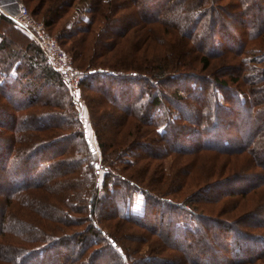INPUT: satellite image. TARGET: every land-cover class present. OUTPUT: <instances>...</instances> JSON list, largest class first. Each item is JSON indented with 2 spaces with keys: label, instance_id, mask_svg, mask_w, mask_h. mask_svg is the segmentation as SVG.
Segmentation results:
<instances>
[{
  "label": "trees",
  "instance_id": "16d2710c",
  "mask_svg": "<svg viewBox=\"0 0 264 264\" xmlns=\"http://www.w3.org/2000/svg\"><path fill=\"white\" fill-rule=\"evenodd\" d=\"M84 1L37 0L31 9L25 5L35 19L45 8L41 20L49 32L61 16L74 17L75 6ZM174 1L144 0L140 4L132 0L138 6L132 12L134 19L126 12L114 19L108 9L111 0H87L86 18H77L64 28L66 37L83 34L73 40L76 56L80 57V85L99 94L124 117L134 115L140 125L153 129L154 136L140 143L151 150L136 149L132 155H173L172 164L175 161L183 169L178 168L179 180L174 188L183 183L198 184L190 195L179 200L155 193L138 179L122 175L113 179L115 169L107 164V152H102L105 174L100 183L88 137L63 76L18 24L0 14V96L12 105L9 120L0 121V127L9 131V140L0 144V264H264V231H255L264 229V83L257 86L264 80V65H257V55L249 59L247 67L241 62L225 61L228 54L231 58L242 54L246 40L260 35L264 22L258 26L251 20L249 27L238 23L241 28L237 30L247 29L248 37L237 40V47L231 48L224 38L216 40L218 9L212 8L209 1L187 0L182 10L173 12ZM245 14L246 10L238 13L241 22ZM137 23L142 26L138 28L140 33L135 29V34L145 39L149 32L141 28L147 23L165 27L163 32L172 36L161 48L160 56L145 59L141 54L131 55L128 63L124 57L117 68L90 65V46L100 50L102 56L105 49H114L122 42ZM169 24L171 29H178V34L173 36ZM88 34L92 38L89 42ZM117 47L124 51L122 45ZM213 58L220 62L214 63ZM195 61L199 62V70L193 68ZM224 70L229 73L220 75L219 71ZM240 70L249 74L244 83L249 85L243 90L237 85ZM252 70L255 72L249 73ZM176 76L187 81L183 93L175 94L185 106L172 110L165 105V93L159 85L162 79L175 80ZM25 79L34 85L27 86ZM250 83L256 84V90L250 89ZM16 84H22L16 88L19 100L12 93ZM46 84L51 88L40 94L39 89ZM258 89L262 91L255 95ZM219 90L223 93L218 99ZM47 108L53 111H42ZM32 109L39 112L33 113ZM216 128L220 131H212ZM77 138L84 147L82 151L77 149ZM99 147H103L100 142ZM117 151L120 156L123 149ZM207 153L221 159L217 162L213 156L208 157L215 171H202L199 178L195 177L192 167L204 163ZM194 154L200 155L199 160L195 161ZM222 155L242 156L234 162ZM59 164L64 165L62 170L57 169ZM67 171L80 175L75 186L64 181ZM215 174L223 175L213 178ZM100 189L105 197L97 195ZM135 191L144 197L143 213L132 215L131 208L120 211L116 198L129 200ZM253 193L259 195V202L256 200L249 210H240L239 201ZM103 198L110 200L107 206L112 209L104 216L154 234L160 238L156 241L161 254L143 255L132 261L115 234L100 223L96 205ZM79 211H84L87 226L67 231L69 225H78L66 216ZM150 214L153 218L144 220Z\"/></svg>",
  "mask_w": 264,
  "mask_h": 264
},
{
  "label": "rangeland",
  "instance_id": "374dc122",
  "mask_svg": "<svg viewBox=\"0 0 264 264\" xmlns=\"http://www.w3.org/2000/svg\"><path fill=\"white\" fill-rule=\"evenodd\" d=\"M24 3L27 4V6L31 9L32 6L36 3L37 0H21ZM90 1V0H88ZM211 3L212 8L215 10L218 9L217 14L219 15V31H223L225 33L221 34V32L217 31L216 34V40L217 39H223L228 41V43H231L232 47H237V40L241 39H246L247 34L246 30L238 31L237 28H241L239 25H246L249 27V22L252 20L256 25L260 26L264 22V0H206ZM144 0H137V3L142 4ZM175 4L173 3V6L171 9L174 12V9L177 10H182L183 4L182 3H187V0H175ZM137 3L135 4L132 3V0H111L110 4L108 5V9H111V15L115 18H119L121 15H123L125 12L130 13L133 16L134 15L132 12H134L136 9H138ZM120 5V6H119ZM208 5V4H207ZM87 6V0L84 2H79L75 6V10L73 11L74 17L68 19V15H63L60 18H58V21L54 22L55 25L49 28V34H51L53 37H56L57 41L59 42L60 47L68 54V56L72 60V64L77 66L79 72L80 69L78 67V63L80 61V57H77L76 54H78L77 48L75 49V44H74V39H78L83 35L82 33H76L73 34V37H66V32L65 31V24L69 23L72 24L73 21H75L77 18H86V7ZM123 8H122V7ZM176 6V8H175ZM253 7L252 9L250 8ZM251 9V10H247ZM45 8L43 7V11ZM246 10V14L243 16V21L241 22L240 17H238V13H243ZM42 10L40 11L41 13L43 12ZM191 12V10H190ZM41 13H39L37 16V20H41ZM128 14V15H130ZM128 18V17H127ZM132 19V20H133ZM42 21V20H41ZM134 21V20H133ZM141 23V22H140ZM239 23V25H238ZM252 24V25H253ZM68 25V27H69ZM96 29L100 28L101 26L98 24V21L95 24ZM139 23L135 24V27H130V32H127L124 36V40L122 42H118L117 46L122 45L123 46V52L118 51V48L120 50V47H114L111 49H105V52L102 54V56H99L100 50H96L93 46H90V53H91V58L89 59V62L91 63L90 65L94 66H110L117 68L119 67L121 61H125V59L129 58V56L133 55H138L141 54L145 59H151L154 56L158 57L161 55L162 49L165 48V44L167 42H170L172 40V36L166 34L163 32L166 28L163 26H159L158 28H155L156 25L147 23L145 24L144 27H142V32L148 30V36L147 39H145V36L142 34H135V29H137L138 33L139 32V27H141ZM151 26V27H150ZM154 26V27H153ZM171 25H168V28L171 30V33L173 36H175L177 33L176 28L171 29ZM218 24L216 25V27ZM20 27V26H19ZM153 27V28H152ZM21 28V27H20ZM22 29V28H21ZM150 30V31H149ZM23 33L27 34L23 29ZM64 32V34H63ZM127 35V36H126ZM87 42L92 40L90 38L89 34L87 35ZM27 38L30 39V41L35 42V39L32 38L30 35L27 34ZM232 38L235 39L236 43L234 44ZM23 41H26L23 38ZM207 41L205 40V44ZM116 48V50H115ZM162 48V49H161ZM161 49V50H160ZM242 49V48H241ZM94 53V54H93ZM194 53V51H193ZM232 56L231 54H228ZM253 55H257V60L258 63L257 65L261 66L264 65V29L262 30L261 34L256 36L255 38L253 37L250 39V37L246 40L245 47L243 48V53L241 54L239 52V55L236 56L235 58H231L228 56L226 58V62L228 64H238V62H241L243 65L247 67L248 63L250 62L249 59L251 60L253 58ZM125 57V59H123ZM243 57L244 60L241 61L240 58ZM123 59V60H121ZM132 59V58H131ZM157 60V59H154ZM247 61L244 63V61ZM42 62H44V59H41ZM130 59L126 60L125 62L128 63ZM214 63H219L220 61L218 59H212ZM157 62V61H156ZM254 63V61H252ZM251 62V63H252ZM89 65V66H90ZM199 67V62L195 61V67L197 70ZM37 70H39V67H37ZM233 72V70H232ZM255 71H250L249 73H252ZM11 74H14V71H10ZM223 73V74H222ZM222 73L219 71L220 75H225L229 73V71H222ZM81 74V72H80ZM238 75L240 76V82L237 84L239 85L242 90L246 89V87L249 85H245V81L247 77L249 76L248 72L240 70L238 72ZM254 76V75H250ZM81 78H79L77 86L73 89L71 88L66 80L63 78V83L65 85V89H67L68 94H71L73 97V102L74 105L76 104V109H78V114L80 115V123L82 127L84 128L85 135L88 137V146L89 149L92 152V160L94 163V166L97 167L98 173H97V178L100 181V183L103 181V174H105V166H101V160H102V152H107L108 153V159L107 164H109L113 169V179L118 180L119 176H127V178H132V179H138L147 187H149L151 190H153L155 193L164 194L166 193L168 196L174 197L175 200L183 199L184 197L190 195L193 190L197 187V183L195 182L193 185L189 184H181L178 185L176 188H174L177 184L175 183L176 181L179 180L177 178L178 175V168L180 165L176 164L174 161V164H172L174 158L173 155H163L162 157L159 158H149L148 157H141V156H136L132 155V151L136 149H147L151 150L150 147L141 145V142H146L148 138H152L151 136H154V131L151 127H146L144 125H140V122L138 119L135 118V116H128L124 117L123 114L121 113L122 111L119 109H116L112 107L110 104L107 103L105 100H101V97L99 94L94 92L93 90L87 89V87H83L80 85L81 83ZM65 80V81H64ZM25 84L27 86L29 85H34L33 83H29L27 79L24 80ZM185 79L181 76H176L175 80L167 79L164 78L160 82V88L161 90L165 93L164 99H165V105L167 108L175 110L176 107H184L185 105L178 101L177 98L175 99V94L176 92L183 93V88L186 85ZM264 83V80L260 82L259 85H262ZM235 84V83H234ZM250 89L251 90H256L255 86L256 84L250 83ZM22 84H16V87L14 89L13 94H15L16 97L19 96L17 94L16 88L20 87ZM25 88V87H24ZM50 85H45L42 90L39 89V93H45L48 89H50ZM84 88V89H83ZM133 93H137L136 87L131 88ZM16 91V92H15ZM262 89H258L256 91L255 95H258ZM223 90H219L217 93V97L219 99V96L222 97ZM254 92V91H252ZM63 102H65V98H61ZM12 103V102H11ZM11 104H9V101L4 97L0 96V121L3 119L5 121H8L9 114H11ZM172 107V108H171ZM120 108V107H117ZM121 109V108H120ZM45 110V111H44ZM42 111H53L50 108L47 109H42ZM56 111V110H55ZM33 113L39 112V110H34L32 109ZM41 112V111H40ZM176 116V114H175ZM29 122H31L29 120ZM217 130L220 131V129L216 128L213 129L212 131ZM9 136V131L6 129H2L0 127V144L5 143L6 141L9 140L7 138ZM42 138V137H40ZM155 138V137H154ZM182 138V137H181ZM180 138V139H181ZM187 140L186 138H182ZM5 141V142H4ZM77 149L82 151L84 149L83 146H80L78 143V138H77ZM66 142V141H64ZM99 142L103 144V147H99ZM187 142V141H183ZM63 142H61L62 144ZM60 144V146H61ZM69 145V144H68ZM142 147H141V146ZM117 149H123V152H121L120 156L118 155L119 151ZM101 150V151H100ZM79 152L80 155L84 157V154L82 152ZM153 151V150H152ZM212 153H207L206 159L202 164L196 163L192 167V172L195 177L199 178V174L203 171L205 173L211 172L213 170V164L210 163V160L208 157L213 156L211 155ZM104 156V155H103ZM195 156L196 159L195 161L199 160L200 155H192ZM224 157H228L226 155H222ZM242 155H235L232 156L231 159L234 162L236 161V157H239ZM87 157V155H86ZM214 161L215 159L217 162L220 161V157L213 156ZM63 161H68V159L63 160ZM126 161V162H125ZM233 164V163H232ZM177 165V166H176ZM64 165L59 164L57 165V169L62 170ZM16 168V167H15ZM178 170V171H177ZM229 170V169H228ZM215 171V169L213 170ZM227 171V170H226ZM171 172L169 176L168 173ZM167 174V175H166ZM175 174V175H174ZM213 174V173H212ZM174 175L175 180L172 181V176ZM223 175V174H221ZM221 175H213V178H219ZM79 174L75 172H68L67 171V177L64 181L67 182L69 181L72 186H75L79 181ZM167 176V177H165ZM74 177H78L77 180H75ZM83 177L80 178L82 180ZM167 179V180H166ZM200 180V179H198ZM197 180V181H198ZM89 181V180H88ZM87 181V182H88ZM86 182V184H87ZM69 191H65V193L68 194ZM100 197H105L103 191L100 189L97 193ZM254 196L251 197H246L239 202L241 203L240 210L246 211L251 209V206H254L255 201L257 200L259 202V195L257 193H253ZM104 201L97 203L96 209H98L99 216H100V223L103 225V228L110 231L111 233L115 234V236L119 239V243L123 245L125 248L124 250H127L130 252L129 256L131 260L137 259V257L141 258L140 256L143 255H160L161 252L158 251L160 248L159 242L157 243L156 240H160V238L156 237L154 234H149L147 233L143 228L138 227L137 225H133L128 222L120 221L117 218H112V217H107L104 216L103 214L109 212L112 210L107 204L109 203L108 198H103ZM125 204L123 205L124 201ZM223 201V200H222ZM117 205L119 206L120 211L122 210H130L131 208V213L134 214H142L144 211V197L142 194L139 193V191H135V194L133 198H130L129 200L126 198L124 199L122 196H118L116 198ZM198 203V202H196ZM220 202L219 204H221ZM211 205V203H209ZM107 206V207H106ZM212 206V205H211ZM72 217L66 216L67 219L72 220L75 225H69L66 227L67 231L75 230V229H81V227H86L87 222L86 218L84 217V211H79L78 213L72 212L71 214ZM107 217V218H106ZM142 217V215H141ZM152 219V215L148 216V218H144V220ZM186 220V219H185ZM184 221V220H183ZM186 222V221H184ZM256 232H263L264 229L257 228L255 229ZM159 245V246H158ZM116 250H120V248H116Z\"/></svg>",
  "mask_w": 264,
  "mask_h": 264
},
{
  "label": "built area",
  "instance_id": "2783aa9c",
  "mask_svg": "<svg viewBox=\"0 0 264 264\" xmlns=\"http://www.w3.org/2000/svg\"><path fill=\"white\" fill-rule=\"evenodd\" d=\"M17 9L12 17L13 21L35 39L50 65L60 72L67 84L74 89L81 77L77 66L72 64L71 58L60 47L56 37L48 33L45 23L35 19L23 1H18Z\"/></svg>",
  "mask_w": 264,
  "mask_h": 264
},
{
  "label": "crops",
  "instance_id": "0c3cea01",
  "mask_svg": "<svg viewBox=\"0 0 264 264\" xmlns=\"http://www.w3.org/2000/svg\"><path fill=\"white\" fill-rule=\"evenodd\" d=\"M18 1L19 0H0V14L3 12L12 19L18 10Z\"/></svg>",
  "mask_w": 264,
  "mask_h": 264
}]
</instances>
